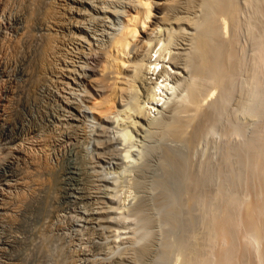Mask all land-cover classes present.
Returning a JSON list of instances; mask_svg holds the SVG:
<instances>
[{
	"label": "rangeland",
	"instance_id": "rangeland-1",
	"mask_svg": "<svg viewBox=\"0 0 264 264\" xmlns=\"http://www.w3.org/2000/svg\"><path fill=\"white\" fill-rule=\"evenodd\" d=\"M89 1L60 0L69 11H63L64 25L58 31L64 55L49 62L51 57L47 60L43 54L46 33L53 31L45 19L49 0H2L0 206L15 208L2 211L0 237L26 235L29 218L38 209L43 214L51 210L47 222L51 226L43 230L45 241L40 248L28 249L27 241L1 243L0 264H153L154 258L159 264H217L216 259L219 264L228 255V263L234 261L231 264H264V0H228L230 25L225 33L213 35L217 38L213 42H221L222 52L215 68L226 75L221 76L214 99L207 100L205 111L191 116L192 121L193 112L185 107L186 84L199 82L195 84L205 90L210 82L194 75L198 58L188 51L193 50L190 41L184 44L174 36L186 25L187 37L195 32L194 23L202 22L198 20L208 12L203 0L173 4L171 14L187 13L196 20L189 27L173 22L151 34L152 44L170 42L166 51L161 47L151 52V60L160 50L167 52L166 58L169 53L190 52L180 57L182 63L187 60L188 68H182L178 78L170 76L165 81L172 88L157 92L163 105L147 109L146 88L154 77L148 74L122 94L125 98L116 112L103 120L93 118L87 108L98 87L81 79V72L86 63L95 65V56L106 47L111 26L122 16L127 1ZM159 64L170 66L165 61ZM133 101L141 104L137 108L133 104L134 111ZM172 124L185 127V132ZM177 129L179 137L174 134ZM145 249L150 250L148 255L140 257ZM8 253L20 260L9 263Z\"/></svg>",
	"mask_w": 264,
	"mask_h": 264
},
{
	"label": "bare ground",
	"instance_id": "bare-ground-1",
	"mask_svg": "<svg viewBox=\"0 0 264 264\" xmlns=\"http://www.w3.org/2000/svg\"><path fill=\"white\" fill-rule=\"evenodd\" d=\"M6 1V0H5ZM127 2H126V5L123 7V10H122V12L120 11V13H122V16H120V19L118 18V21H117V23H114V25H112L111 27H114V29L113 30H111L112 32H110V37H109V40H108V43L107 44H105L106 45V47L104 48V49H102V47H101V49H102V51H100V53L98 54L97 53V55L94 53H92L93 54V56L94 55H96L95 56V62H93V64L95 63V65L94 66H90L89 65V63H86V65H84V66H82V67H84V69L82 68V72H81V74H82V76H81V79H83V80H85L86 82H88V84H90L91 83V86H97L98 88L96 89V87H95V89H96V91H98L97 93H95V94H93L90 98L91 99H89L87 102L88 103H86L87 104V108H88V110H89V112H90V114H92L93 115V118H96V119H102L103 120V118L105 119L106 117H108L109 118V116L111 115V114H114L115 112H116V108H117V105H118V102L119 101H121L122 100V97H124L122 94H124V95H126V93L125 92H127V90L129 89V88H132V87H134V86H136L135 84H136V82L138 83V82H140L141 83V81H142V79H144V78H146L147 76L146 75H148L149 77L148 78H150V79H152V77L151 76H153L154 75V77H153V80H152V82H151V86H147V88L146 89H148V87H149V94H148V96L149 97H147L148 98V100H147V103H148V105H150L147 109H149L148 111H151V109H154V107H158V106H161V105H163V103L164 102H160V101H162V99H161V97H160V92L159 93H157L159 90L160 91H165V90H163L164 88L166 89V90H168V89H170V88H172V87H168L167 86V84H166V80H167V78L168 77H175V78H178V76H179V74L182 72V68H183V71H185V69L184 68H186L187 66H186V64H185V62H187V60L184 62V63H182V62H180V60H183V59H181L182 58V55H188V54H190V52L188 53V54H182V55H180L181 53H175V52H173L172 54L171 53H169L168 54V59L166 58V53L167 52H162L161 50L159 51V54L153 59V60H151V58H152V56L153 55H151V52H155V53H157L158 52V50L161 48V47H163V50L164 51H166L167 50V43H169L170 44V42H168L167 41V43H164L165 42V40H163L164 42H161L162 40H157V42L155 43H153L152 44V42H151V34L152 33H154V32H156V30L158 29V28H160L161 27V25H166V24H170V23H173V22H175V23H177V24H181L182 22H185V23H187L188 24V27H189V25L190 24H192V23H194L196 20H192L193 19V17H192V19H190L191 18V16L192 15H186V14H182L181 13V16L180 15H178V14H175V15H173V14H171L170 13V11H172L171 10V8H173V4L175 3V1L176 0H126ZM191 1V0H190ZM201 1V0H200ZM11 2H13V1H11ZM90 2H92V0L91 1H89V3ZM178 2V1H177ZM186 2V1H185ZM188 2V1H187ZM203 2H204V6L206 5V7H207V13H205L204 14V16H205V18H203L204 16H202L201 18H203V20L202 19H199L198 21H202V22H199V23H194V25H196V27H195V29L193 28V26L191 27L190 26V28H192V29H194L195 30V32L194 33H192V35L191 36H189V37H187L186 36V34H187V32H186V28H187V25L185 26L186 28H184V26H183V28H180V29H182L183 30V32L182 31H180V30H178L177 29V35H178V33H179V35H178V37L175 35H173L172 33H170V35H169V33H168V37L169 36H171V37H169V38H171V39H173L172 37L174 36V37H176V39L177 38H179L180 37V40H184V42L183 41H181L182 43H184L185 44V42L188 40V41H190V44H192L189 48H193V50H188V51H191V52H195L197 55H198V57H197V55L194 53L193 55H195L196 56V58H198L197 59V63H198V65H197V69H196V72L194 73V75H196V76H198V78H200V80L201 79H207V81H209L210 82V85L208 86V88L207 89H203L202 90V87H198L197 85L198 84H195V83H199V82H195V83H193L192 82V80H191V82L192 83H190L189 85H188V82H187V84H186V86H188L187 87V89H186V91L188 92V93H186V97L188 96L189 97V101H188V103H187V105L185 104V107L187 106V110L186 111H192L193 113L192 114H190V119H191V116L193 117V115H195V116H198V115H200V114H198V115H196L197 113H201L202 112V110H204L205 111V107L206 106H204V108H202L203 107V105H205V103L207 102V100H212V98L214 99V97H215V93H216V89L218 88V86L220 87V80H221V76L224 74V72L222 71H216V70H219V69H216L215 67L218 65V64H220V57H222V52H221V48H220V44H221V42H219V43H216L217 42V40H215L214 42H213V38H215V37H213V35L215 34V33H218L219 32V34L222 32V33H225L226 32V29H227V27H229V25L230 24H228V26H227V20H228V17H229V15H230V13H228V12H230L229 10H231L230 8V1H228V0H203ZM7 3V2H6ZM48 3V2H47ZM65 3V2H64ZM191 3V2H190ZM193 3V2H192ZM13 4H14V2H13ZM16 4V3H15ZM91 4H93V2L91 3ZM180 4V3H179ZM187 4V3H186ZM196 4V3H195ZM232 4V3H231ZM5 4H4V2H2V0H0V12H2V10H3V6H4ZM23 5V4H22ZM48 5V4H47ZM181 5V4H180ZM14 6V5H13ZM68 6V5H67ZM96 6V5H95ZM176 6H178V5H176ZM187 6V5H186ZM192 6V5H191ZM5 7V6H4ZM16 7H17V5H16ZM45 7V6H44ZM71 7V6H70ZM92 7V6H91ZM104 7H106L105 5H104ZM184 7V6H183ZM203 7V6H202ZM234 7V6H233ZM67 8H69V7H67ZM106 8H109V7H106ZM198 8V7H197ZM201 8V7H200ZM47 9V8H46ZM61 9H63V10H61ZM66 9V6H65V4H63V3H61L60 2V0H49V5H48V9L46 10V15H45V19H46V22L48 23V27H49V29L51 28V29H53V31L49 34L48 33V35H47V33H46V36H47V45H46V49H45V51H46V53L44 52L43 54H44V56L45 57H47V56H49V57H51L50 58V60H48V57H47V60L49 61V62H52L51 61V59H54V61H57L58 59L57 58H60V56L59 57H57L59 54H63L62 53V46H59L58 45V42H60L61 43V40H60V36H59V32L58 31H60V28L62 27V25H64L63 23V17H64V14H66V12L64 13L63 11ZM78 9L79 8H77V12H78ZM87 9V8H86ZM91 9V8H90ZM102 9V8H101ZM114 9V8H113ZM191 9V8H190ZM192 9H193V7H192ZM237 9V8H236ZM235 9V10H236ZM67 11H68V9H66ZM94 10V9H93ZM176 10V9H175ZM186 10H188L187 8H186ZM201 10H203V9H201ZM204 10H206V8L204 7ZM111 11H112V9H111ZM116 11H118V10H116ZM178 11V10H177ZM199 11V10H198ZM232 11V10H231ZM69 12V11H68ZM107 12V11H106ZM113 12H114V10H113ZM112 12V14H116V13H113ZM174 12V11H173ZM196 12V11H195ZM3 13V12H2ZM79 13V12H78ZM111 13V12H110ZM175 13H177V12H175ZM200 13V12H199ZM105 14V13H104ZM112 14H110V15H112ZM178 15V16H177ZM183 15V16H182ZM195 15V14H194ZM201 15H203V12H202V14ZM43 16H44V14H43ZM189 16V17H188ZM196 16V15H195ZM232 16H234V15H232ZM71 18V17H70ZM69 18V19H70ZM230 18V17H229ZM235 18V17H234ZM85 19V18H84ZM112 20V19H111ZM116 20V19H115ZM67 21H70V20H67ZM77 21H79V19L77 20ZM114 21V20H113ZM192 21H194V22H192ZM197 21V22H198ZM229 21V20H228ZM74 22H76V19H75V21ZM83 23V21L81 22V24ZM85 23V22H84ZM229 23V22H228ZM66 24V23H65ZM71 24H72V22H71ZM79 24H80V22H79ZM183 24V23H182ZM47 26V25H46ZM68 26H70V25H68ZM73 26V25H72ZM75 26H76V24H75ZM227 26V27H226ZM67 27V26H66ZM80 27V26H79ZM83 27H84V24H83ZM83 27H82V29H83ZM87 27V26H86ZM231 27H233V26H231ZM81 28V27H80ZM82 29H80V30H82ZM85 29V28H84ZM63 30V29H62ZM77 30V29H76ZM49 31H51V30H49ZM48 31V32H49ZM173 31H175V30H173ZM192 31V30H191ZM57 32H58V35H57ZM61 32V31H60ZM70 32V31H69ZM94 32H95V30H94ZM93 32V33H94ZM109 32H107L108 34H109ZM73 33V32H72ZM175 33V32H174ZM191 33H189V35L191 34ZM61 34V33H60ZM79 34V33H78ZM63 35V34H62ZM66 35H67V33H66ZM75 35H76V33H75ZM81 35V34H80ZM216 35V34H215ZM218 35V34H217ZM71 36H72V34H71ZM70 36V37H71ZM81 36H86V34L85 35H81ZM106 36V35H105ZM77 37V36H76ZM79 37V36H78ZM77 37V38H78ZM168 37H165V39L166 38H168ZM75 37H72V38H70V40L71 39H74ZM84 38V37H83ZM82 37H81V39H83ZM87 38V37H86ZM168 38V39H169ZM63 39V38H62ZM69 39V38H68ZM67 39V40H68ZM89 39V38H88ZM87 39V40H88ZM107 39V38H106ZM164 39V38H163ZM167 39V40H168ZM171 39H169V41L171 40ZM215 39H217V38H215ZM219 39V38H218ZM83 40H85V38L83 39ZM186 40V41H185ZM224 40V39H223ZM222 40V41H223ZM64 41V40H63ZM75 41V40H74ZM107 41V40H106ZM232 41V40H231ZM65 42V41H64ZM67 42H70L69 40L67 41ZM86 42H88V41H86ZM176 42V41H175ZM178 42H179V40H178ZM180 42V44L179 45H181L182 43ZM224 42V41H223ZM66 43V42H65ZM105 43V42H104ZM230 43V42H229ZM69 44V43H68ZM72 44H73V42H72ZM88 44V43H87ZM160 45V47L158 48V49H156L155 50V47H156V45ZM172 44V43H171ZM184 44H182V45H184ZM189 44V45H190ZM227 44V43H226ZM174 45V44H173ZM181 45V46H182ZM220 45V46H219ZM222 46H224V45H222ZM1 47H2V45L0 46V53H1ZM62 47V48H61ZM230 47V46H229ZM65 48V47H64ZM169 48V47H168ZM184 48V47H183ZM186 48V47H185ZM184 48V49H185ZM80 49V48H79ZM98 49V48H97ZM166 49V50H165ZM178 49V48H177ZM182 49V48H181ZM225 49V48H224ZM67 51H68V49H66ZM83 50V49H82ZM88 50L90 51V49L88 48ZM93 51L95 50V49H92ZM71 51V50H70ZM80 51V50H79ZM85 51V50H84ZM139 51V53H137ZM169 51V50H168ZM171 52V51H170ZM181 52H182V50H181ZM259 52V51H258ZM83 53H85V52H83ZM143 53V54H142ZM147 53V54H146ZM227 53V52H226ZM225 53V54H226ZM230 53V52H229ZM232 53V52H231ZM234 53V52H233ZM66 54V53H65ZM90 54V56L92 55L91 53H89ZM64 55V54H63ZM87 55V54H86ZM143 55V56H142ZM190 56H192V55H190ZM233 56V55H232ZM260 56V55H259ZM181 57V58H180ZM188 58H189V56H187ZM226 57H229V56H226ZM237 57V56H236ZM63 58H64V56H63ZM92 58V57H91ZM167 59V61L166 60H164V59ZM180 58V59H179ZM192 58V57H191ZM196 58H194V59H196ZM44 60H45V58H43ZM62 59V58H61ZM184 59H186V57L184 58ZM222 59V58H221ZM229 59H231V58H229ZM236 59V58H235ZM263 60L262 61H264V58H262ZM65 61H66V59H64ZM192 60H193V58H192ZM227 60V59H226ZM259 60V59H258ZM60 61V60H59ZM164 61H165V63H169V65L171 66V68H170V66H165V65H160L159 63L160 62H162V63H164ZM190 61H191V59H190ZM189 61V62H190ZM195 61V60H194ZM236 61V60H235ZM63 62V61H62ZM196 62V61H195ZM195 62H193L194 64H195ZM229 62V61H228ZM260 62V61H259ZM41 63V62H40ZM53 63H55V62H53ZM61 63V62H60ZM63 63H65V62H63ZM192 63V62H191ZM190 63V64H191ZM192 63V64H193ZM225 63V62H224ZM263 63V62H262ZM46 64H48L47 62H46ZM181 64H182V66H181ZM187 64H189V63H187ZM223 64V63H222ZM50 65H51V63H50ZM54 65V64H53ZM61 65V64H60ZM144 65V66H143ZM232 65V64H231ZM52 66V65H51ZM181 66V67H180ZM227 66V65H226ZM42 67V66H41ZM47 67V66H46ZM86 67H87V71H89L88 73H87V75L85 74L86 73ZM159 67V68H158ZM231 67V66H230ZM45 68V67H44ZM170 68V69H169ZM188 68V67H187ZM190 68V67H189ZM222 68H223V66H221V70H222ZM55 68L53 67V70H54ZM173 69H175V70H173ZM178 69H181V70H179V72H178ZM190 69H192V68H190ZM190 69H189V71H190ZM40 70V69H39ZM64 70V69H63ZM231 70H233V69H231ZM230 70V71H231ZM43 71H45V70H43ZM58 71H59V69H58ZM187 72H188V70H186ZM191 71H195V70H191ZM228 71V70H227ZM47 72H49V71H47ZM217 72H219V73H217ZM229 72V71H228ZM50 74H51V71L49 72ZM53 73H54V71H53ZM56 73V72H55ZM189 73H191V72H189ZM191 74H193V73H191ZM190 74V75H191ZM57 75V74H56ZM63 75V74H62ZM151 75V76H150ZM224 75H226V74H224ZM231 74H229V76H230ZM191 76H193V75H191ZM64 77V76H63ZM182 77V76H181ZM195 77V76H194ZM228 77V76H227ZM60 78H61V76H60ZM147 78V79H148ZM197 78V79H198ZM229 78V77H228ZM63 79V78H62ZM161 79V80H160ZM174 79V78H173ZM192 79V78H191ZM194 79V78H193ZM175 80V79H174ZM177 80V79H176ZM182 80V79H181ZM184 80V79H183ZM189 80V79H188ZM199 80V79H198ZM203 80V81H204ZM58 81V80H57ZM145 81V80H144ZM151 81V80H150ZM170 81H171V78H170ZM193 81H195V80H193ZM36 82V81H35ZM60 83H61V81H59ZM143 82V81H142ZM148 82V81H147ZM175 82H177V81H175ZM181 82V81H180ZM190 82V81H189ZM208 82V83H209ZM54 83H55V81H54ZM146 83V82H145ZM204 83V82H203ZM207 83V82H206ZM223 83V82H222ZM33 84H34V82H33ZM143 84V83H142ZM200 84V83H199ZM205 84V83H204ZM149 85H150V83H149ZM207 85V84H206ZM222 85V84H221ZM144 86V85H143ZM146 86V85H145ZM144 88V87H143ZM198 88H199V90H200V92H198L199 90H198ZM94 90V89H93ZM132 90V89H131ZM95 91V92H96ZM129 91V90H128ZM146 92H147V90H146ZM130 93H132V92H130ZM165 93V92H164ZM144 94V93H143ZM144 96V95H143ZM125 98V97H124ZM124 98H123V100H124ZM121 99V100H120ZM133 99V98H132ZM137 100V99H136ZM188 100V99H187ZM132 101V100H131ZM131 101H129V102H131ZM135 101V100H134ZM132 102V103H130V104H134V105H136L135 107L137 108V106L139 107L140 105L137 103V102ZM129 102L127 103V101H126V104H128L129 105ZM144 102H146V101H144ZM189 102H190V104H189ZM209 102V101H208ZM207 102V103H208ZM211 102V101H210ZM121 104H123V103H121ZM189 104V105H188ZM134 105H133V107H134ZM131 106V105H130ZM127 107V106H126ZM134 107V108H135ZM184 107V108H185ZM131 108H132V106H131ZM136 108L135 109H131V110H136ZM144 108V107H143ZM207 108V107H206ZM140 109V108H139ZM139 109H137V111H139ZM145 109V108H144ZM0 110H1V108H0ZM147 111V113L149 114V112ZM186 111H185V113H186ZM182 112H183V110H182ZM189 112H188V114H189ZM204 113V112H203ZM147 114V115H148ZM207 115V114H206ZM203 116V115H202ZM201 117V116H200ZM204 117H207V116H204ZM181 118V117H180ZM184 118V117H183ZM189 118V117H188ZM178 119H179V116H178ZM177 119V120H178ZM185 119H186V121H188L187 120V118L185 117ZM190 119H189V121H190ZM182 121H183V123H184V119H181ZM180 120V121H181ZM176 121V120H175ZM179 121V122H180ZM191 121H192V119H191ZM203 122H204V120H203ZM182 123V124H183ZM180 124V123H179ZM186 124H187V122H186ZM175 125V124H174ZM173 124H172V126L176 129L177 127H181L180 128V130L182 131V133L183 132H185L184 130V128L185 127H183V126H179V125H175L174 126ZM181 125V124H180ZM171 126V127H172ZM188 126V125H187ZM186 126V127H187ZM183 127V128H182ZM172 130H173V128H172ZM178 130V129H177ZM175 131L174 130V134L176 135V134H178L179 133V130L178 131ZM32 132V130H30V132L29 133H31ZM177 132V133H176ZM179 135V134H178ZM178 135H176L177 137H179ZM27 136L29 137V134L27 133ZM174 136V135H173ZM181 136V135H180ZM190 137H192V136H190ZM192 139V138H191ZM25 142H27V140H29V139H26V138H24L23 139ZM191 141V140H190ZM263 162H264V160H263ZM262 163V162H261ZM263 169V168H262ZM261 169V170H262ZM38 180V179H37ZM39 181V180H38ZM40 182H41V180H40ZM21 183V182H20ZM35 183V182H34ZM37 184V183H36ZM35 184V185H36ZM264 189V188H263ZM262 189V190H263ZM261 193H262V191H261ZM260 196H261V194H259ZM20 196V195H19ZM259 197V196H258ZM20 198V197H19ZM18 198V199H19ZM264 199V198H263ZM38 200V199H37ZM256 200V199H255ZM255 200H252V202L254 201V202H256ZM12 201V200H11ZM260 201V200H259ZM263 201V200H262ZM38 202H39V200H38ZM249 202V201H248ZM250 202H251V200H250ZM253 202V203H254ZM40 203V202H39ZM252 203V204H253ZM257 203V202H256ZM6 204V203H5ZM17 204V203H16ZM41 204V203H40ZM44 205V204H43ZM247 205H248V203H247ZM247 205H245V206H247ZM249 205H250V203H249ZM256 205V204H255ZM258 205V204H257ZM260 205V204H259ZM18 206H19V204H18ZM244 206V207H245ZM33 207H34V204H33ZM44 207V206H43ZM252 208H254V206H251ZM259 207H261V206H259ZM15 207H10V206H3L2 205V207L0 206V215H2L3 214V210H12V209H14ZM248 209V208H247ZM16 210V209H15ZM18 210V209H17ZM38 210H40V209H38ZM38 210H37V214L35 213V215H32L31 216V218H29L30 219V225H29V227L26 229L27 231H26V235H25V233L24 234H22V235H20V234H11L10 235V233H9V235L7 234H5L6 236H4L3 235V237L1 236L0 237V244L1 243H8V244H10V241L11 240H16L18 243L19 242H23V243H25V241H27V245H29L28 246V249H29V247H30V249H31V247H32V249H36V247L38 246L39 248L42 246V244H43V240H44V237H43V235H42V232H43V230H45V229H49L50 227H48L49 225H47L48 223V221H49V219H50V217H51V210L49 211L48 209H46V213L45 214H43L44 213V211L43 212H38ZM42 210V209H41ZM48 210V211H47ZM245 210H246V208H245ZM244 210V211H245ZM249 210V209H248ZM247 210V211H248ZM253 209H251V211H252ZM255 210V209H254ZM253 210V211H254ZM258 210H259V208H258ZM33 211H35V210H33ZM251 211H250V213H251ZM246 212V211H245ZM255 213H256V211H254ZM259 212H260V210H259ZM258 212V213H259ZM249 213V212H248ZM252 214H253V212H252ZM260 214V213H259ZM263 214V213H262ZM246 215H247V213H246ZM248 216V215H247ZM251 216V215H250ZM254 216V215H253ZM253 216H251L252 218H253ZM260 216V215H259ZM227 217V216H226ZM250 217V218H251ZM256 217L257 216H255V219H256ZM249 218V217H248ZM261 218V217H260ZM263 219V218H262ZM27 220V219H26ZM259 220V219H258ZM264 220V219H263ZM2 221V218L0 217V222ZM243 221V220H242ZM241 221V222H242ZM247 221H248V219H247ZM246 221V222H247ZM250 221V220H249ZM248 221V222H249ZM260 221V220H259ZM247 222V223H248ZM261 222V221H260ZM260 222H259V224H260ZM264 222V221H263ZM2 223V222H1ZM253 223V222H252ZM216 224V223H215ZM251 224V223H250ZM224 225V224H223ZM1 226V225H0ZM51 226V225H50ZM216 227H218V226H216ZM249 227V226H248ZM251 227H254V225L253 226H251ZM257 227V226H256ZM247 228V227H246ZM248 229V228H247ZM251 229V228H250ZM253 229V228H252ZM251 229V230H252ZM260 229V228H259ZM215 230V229H214ZM263 230H264V228H263ZM218 231V230H217ZM222 231V230H221ZM258 231V230H257ZM211 232V231H210ZM247 232V231H246ZM214 233V232H213ZM213 233L211 234V235H213ZM216 233V232H215ZM223 233H224V231H223ZM256 233V232H255ZM260 233H261V231H260ZM259 233V234H260ZM226 234V233H225ZM224 234V235H225ZM249 234H252V233H249ZM258 234V235H259ZM264 234V233H263ZM215 235V234H214ZM218 235V234H217ZM229 235V234H228ZM227 235V236H228ZM254 235V234H253ZM256 235V234H255ZM261 235V234H260ZM46 236H48V235H46ZM209 236H210V234H209ZM221 236H223V235H221ZM220 236V237H221ZM226 236V235H225ZM249 236V235H248ZM251 236V235H250ZM257 236V235H256ZM213 237V236H212ZM218 237V236H217ZM219 237V238H220ZM224 237V236H223ZM244 237H246V236H244ZM243 237V238H244ZM260 237V236H259ZM11 238V239H10ZM222 238V237H221ZM226 238V237H225ZM231 238V237H230ZM250 238V237H249ZM248 238V239H249ZM253 238V237H252ZM258 238V237H257ZM10 239V240H9ZM210 239V238H209ZM214 239V238H213ZM223 239V238H222ZM222 239H221V241H222ZM227 239V238H226ZM247 239V238H246ZM245 239V240H246ZM247 239V240H248ZM212 240V239H211ZM252 240V239H251ZM257 240V239H256ZM261 240H263V239H261ZM260 240V241H261ZM45 241V240H44ZM214 241H216V240H214ZM220 241V239H219V242H221ZM16 242V243H17ZM224 244H226L225 243V240L224 241H222ZM231 242H232V239H231ZM246 242V241H245ZM250 242V239H249V241H248V243ZM254 242H255V240H254ZM262 242V241H261ZM212 243V242H211ZM253 242H250L249 244H252ZM12 244V243H11ZM45 244V243H44ZM243 244H245V243H243ZM247 244V243H246ZM15 245V244H14ZM142 244H140V246H141ZM219 245V244H218ZM223 245V244H222ZM230 245V244H229ZM264 245V244H263ZM144 245H142L141 247H143ZM221 246V244L219 245V247ZM231 246H232V244H231ZM231 246H228V250L229 249H231L230 247ZM251 246V245H250ZM253 246V245H252ZM37 247V248H38ZM140 247V248H141ZM19 248V247H18ZM7 249V248H6ZM31 249V250H32ZM148 249H150V248H148ZM223 249H225V248H223ZM227 249H225L226 250V252H227ZM40 250V249H39ZM220 250H222V248L220 249ZM233 250V249H232ZM6 251V250H5ZM148 251H150V250H147V249H145V250H143L142 252H141V255H140V257H146V255H148ZM168 251H169V249L168 250H166V252L168 253ZM170 251H171V249H170ZM170 251H169V253H170ZM231 251V250H230ZM234 251V250H233ZM3 252V251H2ZM217 252H219L218 254H220L221 252L220 251H217ZM223 252H225L224 250H223ZM225 252V253H226ZM229 252V251H228ZM264 252V251H263ZM30 253V252H29ZM36 253V252H35ZM230 253V252H229ZM38 254V253H37ZM40 254V253H39ZM215 254H216V252H215ZM222 254V253H221ZM224 254V253H223ZM222 254V255H223ZM231 254V253H230ZM7 255H9V263H10V261L11 260H20V257L19 256H16L17 254H15V256H13V255H11V254H7ZM217 255V254H216ZM215 255V256H216ZM219 256V255H218ZM229 256V255H228ZM228 256H225V260L227 261V264H229L228 263V259H227V257ZM1 257V256H0ZM7 257V256H6ZM23 257V256H22ZM21 257V258H22ZM25 257V256H24ZM23 257V258H24ZM224 257V255L222 256V258ZM22 258V259H23ZM39 258V257H38ZM216 258V257H215ZM21 259V260H22ZM34 259V258H33ZM40 259V258H39ZM27 260V259H26ZM154 260V261H153ZM152 261H153V264H159L157 261H158V259H153ZM203 260V259H202ZM217 260V264H218V259H216ZM223 261H221V258H220V263H222V264H226V262H225V260H224V258L222 259ZM231 260V259H230ZM31 261V260H30ZM34 261V260H33ZM44 261H46V260H44ZM207 261H209V260H207ZM36 262V261H35ZM40 262V261H39ZM199 262V261H198ZM203 262V261H202ZM224 262V263H223ZM234 262V261H233ZM233 262H231V263H233ZM33 263V262H32ZM44 263H46V262H44ZM43 263V264H44ZM74 263V262H73ZM84 263V262H83ZM206 263V262H205ZM208 263V262H207ZM219 263V264H220ZM230 263V264H231ZM11 264H13L12 262H11ZM23 264V263H22ZM26 264H27V262H26ZM40 264V263H39ZM151 264V263H150ZM196 264V263H195ZM201 264V263H200ZM216 264V263H215ZM236 264V263H235Z\"/></svg>",
	"mask_w": 264,
	"mask_h": 264
}]
</instances>
